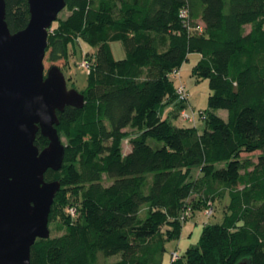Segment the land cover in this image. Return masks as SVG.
<instances>
[{
  "label": "trees",
  "instance_id": "obj_1",
  "mask_svg": "<svg viewBox=\"0 0 264 264\" xmlns=\"http://www.w3.org/2000/svg\"><path fill=\"white\" fill-rule=\"evenodd\" d=\"M66 3L45 60L63 69L81 40L94 51L84 58L83 107L58 112L62 167L45 174L61 182L49 226L59 218L65 232L37 239L31 264H97L100 256L164 264L166 241L181 236L196 210L212 207L213 216L225 198L222 222L206 223L199 244L170 264H264V0ZM6 7L11 32L24 29L28 0ZM113 41H122L124 58L114 57ZM193 53V72L212 91L202 133L173 121L187 106L173 72ZM48 143L38 133L40 149ZM257 151V159L242 158Z\"/></svg>",
  "mask_w": 264,
  "mask_h": 264
},
{
  "label": "water",
  "instance_id": "obj_2",
  "mask_svg": "<svg viewBox=\"0 0 264 264\" xmlns=\"http://www.w3.org/2000/svg\"><path fill=\"white\" fill-rule=\"evenodd\" d=\"M28 25L12 33L0 0V264H31V249L51 235L50 213L59 180L47 181L65 155L58 112L81 108L84 94L69 88L59 66L45 69L49 29L66 0H28ZM38 133L48 138L42 150ZM237 264H251L243 259Z\"/></svg>",
  "mask_w": 264,
  "mask_h": 264
},
{
  "label": "rangeland",
  "instance_id": "obj_3",
  "mask_svg": "<svg viewBox=\"0 0 264 264\" xmlns=\"http://www.w3.org/2000/svg\"><path fill=\"white\" fill-rule=\"evenodd\" d=\"M69 15V11L65 8L60 12L59 17L66 18ZM78 51L74 54L71 50L70 62L62 70L67 78V84L69 88H75L82 92L89 83V69L85 66V56L88 52L94 51L87 42L81 40L78 43ZM111 48L113 55L116 59H122L126 56L125 47L122 41L111 42ZM88 58V55L85 59ZM200 55L198 53H193L189 56V59L183 64L180 69V77H173L175 84L183 82L187 86L189 92L188 100L186 102V113L190 116H195V121H184L182 116L178 119L173 118L176 125L182 127H192L197 126L198 131L202 133L206 128V122L203 119L201 113L208 110L209 97L212 93L210 89V84L208 79L199 78L193 72L194 66L199 61ZM64 61H58L57 65H63ZM53 63L45 60V69L47 70ZM217 114L221 117L227 119L228 111L226 109H220ZM125 152L129 150L128 142L124 143ZM260 152L253 153H243L242 158H252L257 159ZM222 165V164H218ZM228 203V199L225 198L223 202L215 203V213L209 216L205 213V210H196V212L186 220L181 229V236L178 238L170 239L166 241V252L164 254V264H170L186 253L187 249L191 246L198 245L202 236L204 225L206 223H218L222 222L224 215V206ZM63 225L59 218H55L50 224L51 235L59 236L65 232L61 228ZM178 253L177 257H174V253ZM119 255L112 256L108 261H115L118 259ZM106 259L100 256L97 264H106Z\"/></svg>",
  "mask_w": 264,
  "mask_h": 264
},
{
  "label": "built area",
  "instance_id": "obj_4",
  "mask_svg": "<svg viewBox=\"0 0 264 264\" xmlns=\"http://www.w3.org/2000/svg\"><path fill=\"white\" fill-rule=\"evenodd\" d=\"M181 16L184 17V18H186V17L188 16V15H187V10H183V11L181 12ZM201 27H202V26H201ZM85 66H87L88 69H89V65H88L87 62H85ZM173 75H174V77H180V70H176V71H174V72H173ZM177 94H178L180 100L187 102V100H188V96H189V92H188V90H187V86H186V84H184L183 82H180V83L177 85ZM201 115H202V113H201ZM181 116H182V118H183L184 121H186V120H188V121H195V116H194V115H193V116L188 115V114L186 113V109L183 110V111L181 112ZM202 117H203V119L205 118L204 115H202ZM212 212H213V208H212V207L206 209V211H205V213H206L207 215H211ZM71 213H72L73 215H75V213H76L75 208H72V209H71ZM190 215H191V209L188 208V209L185 211V213L182 215L181 219H182V220H186ZM178 255H179L178 253H176V252L174 253V257H177Z\"/></svg>",
  "mask_w": 264,
  "mask_h": 264
},
{
  "label": "crops",
  "instance_id": "obj_5",
  "mask_svg": "<svg viewBox=\"0 0 264 264\" xmlns=\"http://www.w3.org/2000/svg\"><path fill=\"white\" fill-rule=\"evenodd\" d=\"M170 110V108H168Z\"/></svg>",
  "mask_w": 264,
  "mask_h": 264
}]
</instances>
